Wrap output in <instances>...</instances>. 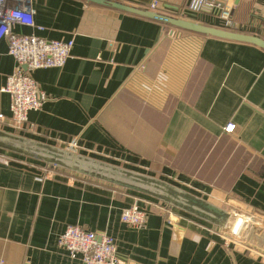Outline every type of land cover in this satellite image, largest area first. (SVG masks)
<instances>
[{"label": "crops", "instance_id": "crops-1", "mask_svg": "<svg viewBox=\"0 0 264 264\" xmlns=\"http://www.w3.org/2000/svg\"><path fill=\"white\" fill-rule=\"evenodd\" d=\"M118 1L182 11L190 0ZM224 1L239 30L264 38V0ZM32 6L43 29L18 25V32L73 46L62 67L32 71L42 107L28 112L21 130L1 128L158 176L264 225L263 49L177 35L84 0ZM16 65L0 41L7 117L2 88ZM229 123L232 132L224 130ZM9 154L13 160L0 163V264H81L58 245L71 225L110 236L129 264H264V251L226 243L222 230L161 201ZM133 203L147 211L143 227L121 221Z\"/></svg>", "mask_w": 264, "mask_h": 264}, {"label": "built area", "instance_id": "built-area-1", "mask_svg": "<svg viewBox=\"0 0 264 264\" xmlns=\"http://www.w3.org/2000/svg\"><path fill=\"white\" fill-rule=\"evenodd\" d=\"M145 8L168 12L201 23L209 17L211 20H218L219 27H236L231 17V7L224 0H190L182 11L159 9L156 1ZM34 12L32 0H0V41H5L8 54L17 64L2 88V91L10 96V115L7 117L0 113V124L6 123L13 130H21L27 122L28 112L39 110L46 100L45 94L32 77V71L62 67L73 46L72 40H48L34 34L18 32V25L43 29L42 26L36 25ZM171 31L174 34L176 30ZM179 32L181 31L178 30L175 34L178 35ZM224 130L232 132L234 125L229 123ZM13 158L11 154L0 151V163L8 164ZM156 203L161 210L169 214L174 213L172 208ZM121 221L131 227H143L147 221V211L137 204H130L123 208ZM221 238L226 243L245 244L231 233L221 231ZM58 245L66 250L71 258L80 257L81 264H129V261L118 254L115 242L110 236L80 226H68L60 235Z\"/></svg>", "mask_w": 264, "mask_h": 264}, {"label": "water", "instance_id": "water-1", "mask_svg": "<svg viewBox=\"0 0 264 264\" xmlns=\"http://www.w3.org/2000/svg\"><path fill=\"white\" fill-rule=\"evenodd\" d=\"M84 1L156 20L180 31H189L204 37L249 43L264 50V38L253 33L208 25L168 12L150 10L118 0ZM0 151L149 196L224 232L234 234L246 245L264 251V225L158 176L1 127Z\"/></svg>", "mask_w": 264, "mask_h": 264}, {"label": "trees", "instance_id": "trees-1", "mask_svg": "<svg viewBox=\"0 0 264 264\" xmlns=\"http://www.w3.org/2000/svg\"><path fill=\"white\" fill-rule=\"evenodd\" d=\"M90 3H92V2H90ZM93 4H95V3H93ZM95 5H96V4H95ZM155 21H156V20H155ZM157 22L163 24L162 22H159V21H157ZM205 24L213 25V26H218L217 24H212V23H210V22H208V21H206ZM227 29L234 30V31H241V30H239L237 27H230V28H227ZM183 32L191 33V34H196V33L189 32V31H183ZM196 35H200V34H196ZM200 36H203V35H200ZM203 37H204V36H203Z\"/></svg>", "mask_w": 264, "mask_h": 264}, {"label": "bare ground", "instance_id": "bare-ground-1", "mask_svg": "<svg viewBox=\"0 0 264 264\" xmlns=\"http://www.w3.org/2000/svg\"><path fill=\"white\" fill-rule=\"evenodd\" d=\"M234 235V234H233Z\"/></svg>", "mask_w": 264, "mask_h": 264}]
</instances>
